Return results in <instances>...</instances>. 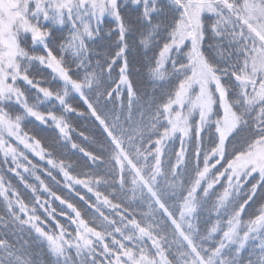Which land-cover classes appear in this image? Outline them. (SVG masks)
<instances>
[{
  "label": "snow or ice",
  "instance_id": "1",
  "mask_svg": "<svg viewBox=\"0 0 264 264\" xmlns=\"http://www.w3.org/2000/svg\"><path fill=\"white\" fill-rule=\"evenodd\" d=\"M0 264H264V0H0Z\"/></svg>",
  "mask_w": 264,
  "mask_h": 264
},
{
  "label": "trees",
  "instance_id": "2",
  "mask_svg": "<svg viewBox=\"0 0 264 264\" xmlns=\"http://www.w3.org/2000/svg\"><path fill=\"white\" fill-rule=\"evenodd\" d=\"M137 67H139V65H137ZM73 104H76L77 101L73 100L72 101ZM73 127L75 128V132H73V136L74 138L77 137V134L80 132V131H84L86 135H89L90 138H96L98 135H99V131L97 129H94L93 128V125H92V122L90 120H87V119H84V118H80V119H76V118H73ZM33 129V125L32 124H27L25 126V131H29L30 134H31V130ZM77 142H80L79 139L77 138ZM85 147H89L88 144H85L84 145ZM95 146V145H93ZM177 146H178V142H177ZM30 159H33V157H29ZM35 159H38V158H35ZM35 159H34V162H35ZM75 159V158H74ZM54 175H56V173L54 172L53 173ZM46 178V177H45ZM47 179V178H46ZM57 179L60 180L62 179V177L60 176H57ZM14 183L18 184V181H13ZM48 182L50 184H52V187L54 190H57L58 191V194H59V190H58V186L55 185L52 181L48 180ZM20 190L21 191H24L23 187L20 186ZM146 207L144 209H140V208H137V211H146ZM249 211H251V209H249ZM247 218V216L245 217ZM202 219H207V212H205L204 216L202 217ZM42 259H44L43 256H41Z\"/></svg>",
  "mask_w": 264,
  "mask_h": 264
}]
</instances>
